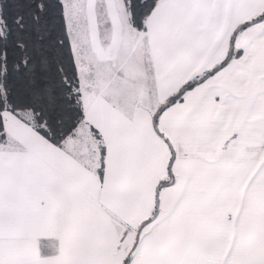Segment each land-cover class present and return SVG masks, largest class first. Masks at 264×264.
Segmentation results:
<instances>
[{"label":"snow or ice","instance_id":"1","mask_svg":"<svg viewBox=\"0 0 264 264\" xmlns=\"http://www.w3.org/2000/svg\"><path fill=\"white\" fill-rule=\"evenodd\" d=\"M0 264H264V0H0Z\"/></svg>","mask_w":264,"mask_h":264}]
</instances>
